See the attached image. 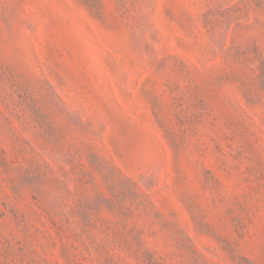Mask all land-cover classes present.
Masks as SVG:
<instances>
[{"label":"rangeland","instance_id":"obj_1","mask_svg":"<svg viewBox=\"0 0 264 264\" xmlns=\"http://www.w3.org/2000/svg\"><path fill=\"white\" fill-rule=\"evenodd\" d=\"M0 264H264V0H0Z\"/></svg>","mask_w":264,"mask_h":264}]
</instances>
